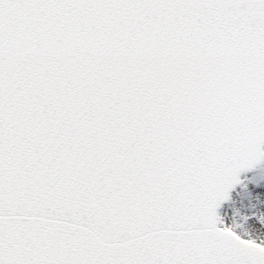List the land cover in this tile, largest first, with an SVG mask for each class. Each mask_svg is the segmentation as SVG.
Masks as SVG:
<instances>
[{"label":"snow or ice","instance_id":"6c2138e0","mask_svg":"<svg viewBox=\"0 0 264 264\" xmlns=\"http://www.w3.org/2000/svg\"><path fill=\"white\" fill-rule=\"evenodd\" d=\"M0 264H264V0H0Z\"/></svg>","mask_w":264,"mask_h":264}]
</instances>
